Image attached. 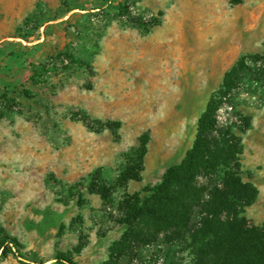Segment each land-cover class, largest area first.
<instances>
[{"label":"rangeland","instance_id":"374dc122","mask_svg":"<svg viewBox=\"0 0 264 264\" xmlns=\"http://www.w3.org/2000/svg\"><path fill=\"white\" fill-rule=\"evenodd\" d=\"M230 1L0 0V264H187L177 245L117 244L242 58L217 117L264 226V0Z\"/></svg>","mask_w":264,"mask_h":264},{"label":"trees","instance_id":"16d2710c","mask_svg":"<svg viewBox=\"0 0 264 264\" xmlns=\"http://www.w3.org/2000/svg\"><path fill=\"white\" fill-rule=\"evenodd\" d=\"M244 1L231 0L230 5ZM248 69L242 58L226 73L199 119L193 147L126 212V231L117 244L121 249L145 238L177 245L187 254V264H264V226L244 217L259 190L243 179L241 139L217 117Z\"/></svg>","mask_w":264,"mask_h":264}]
</instances>
